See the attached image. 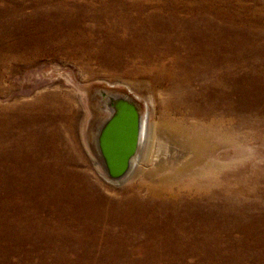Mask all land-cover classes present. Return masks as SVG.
Masks as SVG:
<instances>
[{
  "label": "rangeland",
  "instance_id": "1",
  "mask_svg": "<svg viewBox=\"0 0 264 264\" xmlns=\"http://www.w3.org/2000/svg\"><path fill=\"white\" fill-rule=\"evenodd\" d=\"M0 264H264V0H0Z\"/></svg>",
  "mask_w": 264,
  "mask_h": 264
},
{
  "label": "water",
  "instance_id": "2",
  "mask_svg": "<svg viewBox=\"0 0 264 264\" xmlns=\"http://www.w3.org/2000/svg\"><path fill=\"white\" fill-rule=\"evenodd\" d=\"M114 111L101 129L99 150L111 180L122 179L138 153L141 116L136 104L125 97L113 98Z\"/></svg>",
  "mask_w": 264,
  "mask_h": 264
},
{
  "label": "bare ground",
  "instance_id": "3",
  "mask_svg": "<svg viewBox=\"0 0 264 264\" xmlns=\"http://www.w3.org/2000/svg\"><path fill=\"white\" fill-rule=\"evenodd\" d=\"M92 91H94V90H92ZM97 91L98 90H95L94 93H92L93 94L92 96H93L94 99L98 100L99 109H100L101 113H103L104 117L102 119H100L98 121V123L94 126L95 140H94V143H93V146H94L93 148H94V151H95L96 156L98 158V161H100L99 164L104 168L105 164H104V159H103L102 155L100 154L98 137H99V134L101 132L102 127L104 126V124L106 123V121L109 119V117L112 115V113L114 111L113 98H114L115 93L114 92H106L105 95H104V98H103L100 95L101 92L99 93V95H100V97H99ZM119 97H121V96H119ZM143 120L145 122L144 125H143ZM142 127H143V130H142ZM146 130H147V121H146L145 118L142 117V119H141V134H140L139 150H141L142 147H143V149L145 147V144H146V141H147V139H146ZM140 153H141V151H140ZM136 157H134V159L132 160L131 171H134L139 166L140 158L136 159ZM104 170H105V168H104Z\"/></svg>",
  "mask_w": 264,
  "mask_h": 264
}]
</instances>
